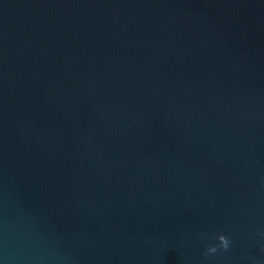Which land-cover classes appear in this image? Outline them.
<instances>
[{
	"label": "water",
	"instance_id": "obj_1",
	"mask_svg": "<svg viewBox=\"0 0 264 264\" xmlns=\"http://www.w3.org/2000/svg\"><path fill=\"white\" fill-rule=\"evenodd\" d=\"M0 264H264V0H0Z\"/></svg>",
	"mask_w": 264,
	"mask_h": 264
}]
</instances>
